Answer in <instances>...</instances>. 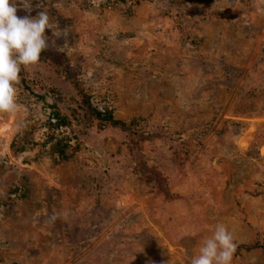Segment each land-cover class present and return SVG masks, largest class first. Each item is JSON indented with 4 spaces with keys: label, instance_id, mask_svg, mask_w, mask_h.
I'll return each mask as SVG.
<instances>
[{
    "label": "rangeland",
    "instance_id": "374dc122",
    "mask_svg": "<svg viewBox=\"0 0 264 264\" xmlns=\"http://www.w3.org/2000/svg\"><path fill=\"white\" fill-rule=\"evenodd\" d=\"M32 4L67 48L0 113V264H190L220 223L264 264V0Z\"/></svg>",
    "mask_w": 264,
    "mask_h": 264
},
{
    "label": "clouds",
    "instance_id": "9594fccd",
    "mask_svg": "<svg viewBox=\"0 0 264 264\" xmlns=\"http://www.w3.org/2000/svg\"><path fill=\"white\" fill-rule=\"evenodd\" d=\"M37 7L43 8L42 2ZM32 9V0H0V113L9 116L20 108L16 85L22 68L40 63L42 53L55 46L56 40L65 41L57 46L58 51L67 48L68 29L54 23L46 10L32 16ZM20 10L28 14L20 16ZM46 30L56 40L46 35ZM236 248L232 232L224 224H217L212 234L200 242L190 264H233Z\"/></svg>",
    "mask_w": 264,
    "mask_h": 264
},
{
    "label": "trees",
    "instance_id": "16d2710c",
    "mask_svg": "<svg viewBox=\"0 0 264 264\" xmlns=\"http://www.w3.org/2000/svg\"><path fill=\"white\" fill-rule=\"evenodd\" d=\"M90 109H91L92 113L95 115V118L101 120V122H108V121H112L113 120L111 112L109 110H103V111L101 110L100 111L97 107H93V105H92V107L90 105ZM53 114H54V119L56 118L55 120H57L59 122V124L57 126L63 127L64 125H66L63 122L64 119H62L59 114H57L56 112L53 113ZM60 122L61 123L63 122L62 125L60 124ZM113 124L121 125L122 127H124V125H125V124H123V123H121L119 121L118 122L117 121L114 122V120H113ZM54 152L55 153H59V155H61V157H63V158L66 157L64 151H57V149H54Z\"/></svg>",
    "mask_w": 264,
    "mask_h": 264
},
{
    "label": "bare ground",
    "instance_id": "6f19581e",
    "mask_svg": "<svg viewBox=\"0 0 264 264\" xmlns=\"http://www.w3.org/2000/svg\"><path fill=\"white\" fill-rule=\"evenodd\" d=\"M9 128H10V127L4 128L3 131H7V130H9Z\"/></svg>",
    "mask_w": 264,
    "mask_h": 264
}]
</instances>
